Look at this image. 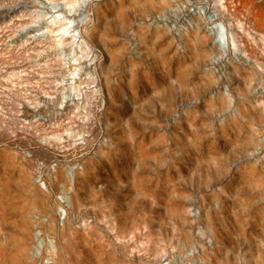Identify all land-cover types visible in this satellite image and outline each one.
Here are the masks:
<instances>
[{"label": "rangeland", "instance_id": "374dc122", "mask_svg": "<svg viewBox=\"0 0 264 264\" xmlns=\"http://www.w3.org/2000/svg\"><path fill=\"white\" fill-rule=\"evenodd\" d=\"M0 264H264V0H0Z\"/></svg>", "mask_w": 264, "mask_h": 264}, {"label": "bare ground", "instance_id": "6f19581e", "mask_svg": "<svg viewBox=\"0 0 264 264\" xmlns=\"http://www.w3.org/2000/svg\"><path fill=\"white\" fill-rule=\"evenodd\" d=\"M223 35V34H222ZM223 37H225V34L223 35ZM228 37V36H227Z\"/></svg>", "mask_w": 264, "mask_h": 264}]
</instances>
